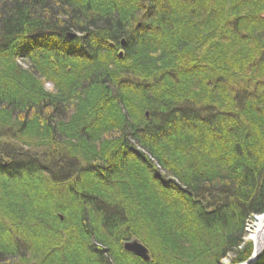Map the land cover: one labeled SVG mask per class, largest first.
<instances>
[{"label":"trees","instance_id":"trees-1","mask_svg":"<svg viewBox=\"0 0 264 264\" xmlns=\"http://www.w3.org/2000/svg\"><path fill=\"white\" fill-rule=\"evenodd\" d=\"M73 33L78 37L71 41L68 36ZM142 48L145 58L147 53L156 57H151L149 69L142 66L141 75L129 72L123 76L100 66L87 71L84 79L100 85L109 81L114 87L107 103L120 118H102L107 126L103 129L116 130L119 136L104 157L109 162L83 169L73 159L61 161V150L55 147L61 146L62 133L51 123L63 115L67 102L41 96L20 100L14 94L21 93L22 87L7 86L10 98H3L0 91V105L12 108L13 113L23 112L30 120L32 114L40 119L47 115L44 123L52 129L49 138L55 154L45 165L19 153L17 163L7 166L5 158L12 161L15 151L2 149L0 142V175L15 178L42 171L57 184L68 185L76 206L72 210L78 214L79 235L66 240L59 233L58 244L52 243L48 252L77 257L85 248L97 253L95 261L111 264L105 252L87 242L92 236L104 241L97 223L110 231L127 229V211L111 206L83 183L88 178L90 184L96 181L104 189L114 176L145 162L161 196L193 209L207 230L219 227L227 231L224 245L211 254L216 264L224 258L232 264L245 263L253 253L252 243L245 242L246 222L264 214V0H0V55L26 54L37 61L47 58L52 67L61 60H77L76 69L84 73L80 63L87 61L92 67L98 56L119 67L132 59L139 61L136 57ZM76 89L72 94L78 93ZM21 95L29 96L26 92ZM132 96L141 102L139 111L129 109ZM120 104L127 105L134 118L122 115ZM91 106L88 111L84 106L85 117H91L90 127L82 128L84 123L79 122L76 127H65L76 137L88 136L90 128L92 136L97 134L99 126L94 127L91 121L106 105L102 101ZM33 124L24 122L19 131L29 134L36 128ZM135 144L157 156L174 177L183 179L185 188L161 179ZM197 144L201 146L200 153L196 151L198 167L188 164V170L181 165L182 159L174 160L167 151L171 148L187 154L194 152ZM229 156L231 161H227ZM209 160L222 163L227 177L206 181L204 171L197 169ZM30 231L29 239L34 237L37 248L42 247L43 238ZM17 239L7 243L0 238V264L18 260L25 264L32 246ZM115 261L123 264L117 256ZM255 264H264V251Z\"/></svg>","mask_w":264,"mask_h":264},{"label":"rangeland","instance_id":"rangeland-1","mask_svg":"<svg viewBox=\"0 0 264 264\" xmlns=\"http://www.w3.org/2000/svg\"><path fill=\"white\" fill-rule=\"evenodd\" d=\"M77 37L76 33L68 36L71 41ZM142 51L143 48L139 56L136 57L139 61L132 59L127 65L119 67L98 56L94 58L95 63L92 67L87 61L79 62L82 64V68L86 70L84 73L76 69L77 60L74 62L73 60H61L52 67L47 58H41L37 61L31 56L28 58L26 54L12 55V57L0 55V91L5 99L10 98V96L4 87L15 86L22 87L21 93L25 94L26 92L29 95L26 99L21 93L14 94V97L20 100L32 101L38 96H41L42 99L65 100L67 103L63 108V115H58V118L51 123L52 128H56L58 133L60 131L62 133L60 140L62 147H55L61 150L59 159L61 161L73 159L83 169L89 165L100 166V164L110 161L104 157L110 154L111 143L118 140L119 137L116 130L103 129L107 126H105L102 118L105 120L109 118L119 119L120 115L113 112L111 103H107V99L114 94L110 89H114L112 83L108 81L107 83L102 82L100 85L94 84L92 81L84 82V79L89 74L87 71L96 70L100 66L103 68L108 66L111 71L115 69L119 71V75L121 73L123 76L129 72L141 75L142 66L146 64L149 69L151 57H156V54L147 53L148 60L143 56ZM123 53L124 51L121 52V55ZM138 75L137 80L141 78ZM76 88H78V93L74 95L72 91ZM86 96H89L90 99ZM132 99L133 104L129 106V109L132 107V110L136 107L139 111L141 102L135 96H132ZM102 101L106 105L101 112L104 116L99 114L96 116L97 119L91 121L94 127L99 126L95 136H92L91 128L87 133L88 136L81 135L84 138L76 137L71 130L65 128L66 126L76 127L75 123L77 122L84 123L82 128L90 127L88 122L91 117L86 118L85 109L88 111L93 108L92 104L102 103ZM83 102L86 103L83 104ZM84 106H86L85 109ZM8 108L6 105H0V142L3 145L2 149L7 147L11 151H15L12 161L5 158L7 166L13 162L17 163L19 155L34 158L47 165L55 154L54 145L49 138L52 129L49 124L44 123L47 115L40 119V117L35 118L32 114L30 120L25 118L23 112L13 113L12 108ZM120 108L122 115L125 114L134 118L135 115L133 116L127 105L122 104ZM50 111H52V107L48 109V112ZM32 120H34L33 126L36 128L29 134H22L19 131L20 126L24 122L28 126L33 123ZM260 121L261 119H258V123ZM135 146L161 179L172 181L184 187L183 179L174 177L161 165L157 156H153L147 148L139 144H135ZM199 146L197 144L195 151H188L187 154L181 151L174 152L171 148H167V151L174 155V160L182 159L181 165L188 170V164L193 165V167L196 164L198 167V160L195 158L198 156L196 151L198 154L200 153L201 146ZM226 158L227 161H231L233 157ZM133 166L128 167V170L124 171L121 176L117 178L114 176L112 184L104 187V189L103 187L100 188L96 181L90 184L89 179L85 178L83 185L89 184L88 187L93 193L98 194L100 198H105V201L111 206L117 205L120 208H125L127 211L126 220L128 221L127 229L121 230L119 227L110 231L104 227L101 228L100 223L93 220V223H97L96 228L105 239L104 241L98 238L94 239L92 236L93 239L90 237L88 242L86 239V242L90 243V246L96 247L98 251L105 252L104 256L109 257L111 264H116L115 256L122 258L123 264H216L214 258H211V254L224 245L227 231L219 227L212 229V231L207 230L203 220L194 213L193 209H187L180 200L174 204L158 193L159 191L152 183L150 171L145 162L144 165L140 162ZM197 170L198 172L204 171L205 180L209 183L227 177L223 164L212 160L207 161L205 165L202 164ZM67 187L68 185L54 182L48 172L36 171L34 175L26 174L15 178L0 175V238L1 241L7 243L16 241L14 238H19L17 240H22L24 244L27 243L32 246L30 252L28 250L25 255L27 259L25 264H100L94 259L97 257V253L95 251L88 253L85 248L79 251L80 256L77 257H60L58 252L51 253L47 250V248H51L52 243L58 244L59 233L63 234L62 236L66 240L71 236L78 237L79 235V228L76 224L78 223V214L75 213V209L72 210L76 206L73 202L72 193L68 191ZM136 193L137 196H134ZM262 215H255L245 225L247 233L245 242L246 244L252 243L253 248L255 238L250 236L251 226L255 223L256 218L262 217ZM91 223L92 220L89 221L88 219L87 224L93 232V224L91 225ZM30 230L37 231V235L43 238L42 247L37 248L35 243L38 242L34 237H32V241L29 239L33 232ZM51 231H53L52 235H50ZM136 240L147 249L150 256L148 261L126 249V243H132ZM44 251L47 253L43 254ZM220 261V264H232L229 258ZM16 264H22L21 260H18Z\"/></svg>","mask_w":264,"mask_h":264},{"label":"water","instance_id":"water-1","mask_svg":"<svg viewBox=\"0 0 264 264\" xmlns=\"http://www.w3.org/2000/svg\"><path fill=\"white\" fill-rule=\"evenodd\" d=\"M262 223L260 224V229L264 230V214L262 215ZM126 249L128 251H131L132 253L139 255L142 257L145 261H148L150 259V256L148 254L147 249L139 243L137 240L132 243H126ZM254 252L251 255V257L242 264H253L257 262V259L260 257L262 252L264 251L263 245H260L259 241L257 239H254Z\"/></svg>","mask_w":264,"mask_h":264},{"label":"bare ground","instance_id":"bare-ground-1","mask_svg":"<svg viewBox=\"0 0 264 264\" xmlns=\"http://www.w3.org/2000/svg\"><path fill=\"white\" fill-rule=\"evenodd\" d=\"M262 217H257L255 223L251 226L250 236L257 239L260 245H264V230L260 229V224L262 223Z\"/></svg>","mask_w":264,"mask_h":264}]
</instances>
